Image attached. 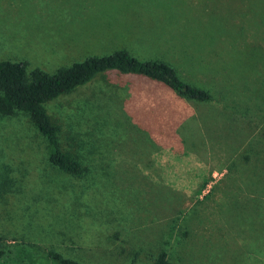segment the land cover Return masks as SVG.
I'll return each instance as SVG.
<instances>
[{"label": "rangeland", "instance_id": "rangeland-1", "mask_svg": "<svg viewBox=\"0 0 264 264\" xmlns=\"http://www.w3.org/2000/svg\"><path fill=\"white\" fill-rule=\"evenodd\" d=\"M118 49L211 93L193 103L191 141L152 140L135 95L175 91L141 75L98 74L46 104L81 176L50 164L24 113L0 115V264H55L49 250L77 264H154L161 250L170 264H264V0H0V61L53 73Z\"/></svg>", "mask_w": 264, "mask_h": 264}, {"label": "trees", "instance_id": "trees-1", "mask_svg": "<svg viewBox=\"0 0 264 264\" xmlns=\"http://www.w3.org/2000/svg\"><path fill=\"white\" fill-rule=\"evenodd\" d=\"M27 67V61H0V115L24 113L46 139L50 164L73 176H81L85 166L62 148L59 140L60 126L51 117L46 104L85 85L98 74L105 73L119 83L128 77L134 78L128 76L131 74L146 76L163 82L186 99H213L209 91L183 81L168 62L160 59L140 60L124 49L102 56H88L69 66H61L53 73L40 68L29 70ZM47 258L55 264H77L52 250L47 251ZM153 261L154 264H170L164 250Z\"/></svg>", "mask_w": 264, "mask_h": 264}, {"label": "crops", "instance_id": "crops-1", "mask_svg": "<svg viewBox=\"0 0 264 264\" xmlns=\"http://www.w3.org/2000/svg\"><path fill=\"white\" fill-rule=\"evenodd\" d=\"M21 37L23 35L15 34V38L21 39ZM20 44H24L22 40ZM175 59L176 57H173L171 62ZM156 93L151 91L150 93L143 92L135 95L136 101L142 107L139 111L143 110L142 112L146 116L152 118V128L149 125H144L146 131L151 133V138L154 142L161 143L160 146H165L168 142L174 141L176 145H179L176 146L177 148L184 149L183 142H190L191 135H193L192 132L184 131V127H188L190 120L199 118L197 108L193 104L196 100L178 98L181 96L176 93ZM197 121L199 122V120ZM180 132H183V134H180Z\"/></svg>", "mask_w": 264, "mask_h": 264}]
</instances>
